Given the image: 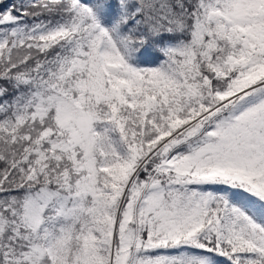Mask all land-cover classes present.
I'll return each mask as SVG.
<instances>
[{
  "label": "snow or ice",
  "instance_id": "6c2138e0",
  "mask_svg": "<svg viewBox=\"0 0 264 264\" xmlns=\"http://www.w3.org/2000/svg\"><path fill=\"white\" fill-rule=\"evenodd\" d=\"M0 264H264V0H0Z\"/></svg>",
  "mask_w": 264,
  "mask_h": 264
},
{
  "label": "trees",
  "instance_id": "16d2710c",
  "mask_svg": "<svg viewBox=\"0 0 264 264\" xmlns=\"http://www.w3.org/2000/svg\"><path fill=\"white\" fill-rule=\"evenodd\" d=\"M5 2H7V0H5Z\"/></svg>",
  "mask_w": 264,
  "mask_h": 264
}]
</instances>
